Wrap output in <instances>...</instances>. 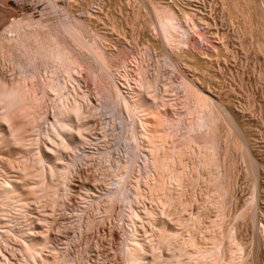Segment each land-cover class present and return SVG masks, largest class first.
Wrapping results in <instances>:
<instances>
[{
	"label": "rangeland",
	"instance_id": "374dc122",
	"mask_svg": "<svg viewBox=\"0 0 264 264\" xmlns=\"http://www.w3.org/2000/svg\"><path fill=\"white\" fill-rule=\"evenodd\" d=\"M154 1L0 0V82L19 76L10 57L24 48L11 51L5 39L18 21L28 33L57 35L77 55L81 76L73 82L83 94L75 131L59 129L55 96L43 119L0 101V264H133V236L143 246L141 264H264V44L257 38L264 39L255 30L264 0H236L237 15L223 0H173L199 9L209 23V32L199 25L184 45L188 57L165 43ZM244 9L258 24L253 35L240 29ZM91 14L106 43L86 26ZM120 68L135 90L158 102L148 131L115 90ZM194 86L222 112L207 137L212 149L197 128L187 137ZM6 181L18 187L8 199Z\"/></svg>",
	"mask_w": 264,
	"mask_h": 264
},
{
	"label": "bare ground",
	"instance_id": "6f19581e",
	"mask_svg": "<svg viewBox=\"0 0 264 264\" xmlns=\"http://www.w3.org/2000/svg\"><path fill=\"white\" fill-rule=\"evenodd\" d=\"M77 1V0H76ZM175 1V0H174ZM173 0H167V1H160V0H155L151 5L154 8L153 11L155 13L156 16V20L158 22V26L160 28V32L161 35L165 41V43H167L169 46H171L173 49L179 50L180 55L182 54L181 52L183 51H187L184 50L185 47L184 45H187V41H190L191 39H193L192 34H200L198 33L195 29L199 28V25L201 24H205V28L207 29V32H209V23L208 21L204 18L202 14V12L195 8V7H189L188 5H179L177 3H175ZM239 1V0H237ZM236 0H223L222 4L223 6L225 5L232 13V15H237V11L239 10V6ZM241 1V0H240ZM95 2V1H94ZM111 2V1H110ZM151 2V1H150ZM248 2V1H247ZM246 2V3H247ZM106 3V2H105ZM104 3V4H105ZM245 3V4H246ZM242 4V3H241ZM112 5V4H111ZM247 5V4H246ZM224 6V8H225ZM243 6H245L243 4ZM242 6V9H243ZM251 6V5H249ZM259 6V5H258ZM262 6V5H261ZM248 7V6H247ZM253 7V6H252ZM257 7V6H256ZM261 8V7H259ZM262 8H264L262 6ZM141 9V7H140ZM255 9V8H253ZM252 9V10H253ZM106 10V9H105ZM247 10V9H246ZM260 13L257 14L259 15V20L255 19L256 21L259 22V28L256 26H258L257 23H255L254 21V26L255 24H257L254 28L253 24H252V19L250 18V9L249 11H242L243 16L241 18L242 21V25L240 27L241 30L244 31H252L251 34H254V29L257 31L258 33L262 34L263 39H264V10L260 9ZM241 11H239L240 13ZM259 12V11H258ZM257 12V13H258ZM101 13V12H100ZM141 13L140 10L139 12L137 11V15ZM236 13V14H235ZM253 13L254 10H253ZM98 14V13H97ZM195 15V17H193V15ZM252 14V12H251ZM154 15V14H153ZM250 15V16H249ZM86 16V15H85ZM143 16V15H142ZM97 17V16H96ZM139 17H141V15H139ZM237 17V16H236ZM235 17V18H236ZM99 18V16H98ZM97 18V19H98ZM230 18V17H229ZM232 18V17H231ZM257 18V17H256ZM96 19V18H95ZM93 17L92 14L90 16H87L85 23L87 24L86 26H88L90 28V30L92 29L93 31H95V34L97 35V37H100L101 42H105L107 40V35L106 34H101L99 30H97V26L95 27V22L96 21ZM100 19V18H99ZM98 19V20H99ZM134 19V18H133ZM14 20V19H13ZM83 20V19H82ZM83 20V21H84ZM137 20V19H136ZM152 20V19H151ZM155 20V22H156ZM233 20V19H231ZM237 20V19H236ZM133 21V20H132ZM147 21V20H146ZM18 22V21H17ZM18 26H15L14 29L12 26L11 32H16L14 36H10L5 38L6 39V43L8 46H10L9 50H22L21 53L17 56V58H15V54L12 55L11 52L9 53V55L11 56V60L18 62L17 64L20 66L19 68V72L16 78L12 79L11 81H4V82H0V87H2V90H0V101L4 102L5 104V109H9V108H13V103L17 106H22V110L27 109L29 112L27 113H32L31 116L34 117V115H38L41 116V119L46 117V111H47V105L46 103L48 102V100L52 97L55 96L56 97V102L58 103V111L61 118V122L59 124V129L62 131H75L76 128L73 126L72 122L74 123L75 118L79 119V114H80V101H79V97H77L78 95L83 96V94L79 93L78 87L74 84L73 80H75L78 76H81L80 74V68L78 65V57L77 55H75L70 49L66 48L65 46L62 45V42L59 41L57 39V35L53 34L50 32H47L45 34V36H41L37 33H35V31H31L28 33L25 26L21 27V25H19L20 23H17ZM138 22V21H137ZM150 22V21H149ZM233 22V21H232ZM80 23V22H79ZM106 23V22H105ZM12 24H15L12 23ZM45 24V23H44ZM25 25V24H24ZM32 25V24H31ZM36 25V24H35ZM41 25V24H40ZM39 25V26H40ZM104 25V24H103ZM113 25V24H112ZM145 25V24H144ZM151 25V23H150ZM20 26V27H19ZM30 26V25H29ZM84 26V25H83ZM133 26V25H132ZM253 26V27H252ZM6 27V26H5ZM74 27V26H73ZM72 27V28H73ZM102 27V26H101ZM100 27V28H101ZM114 27V25L112 26ZM135 27V25H134ZM133 27V28H134ZM8 28V27H6ZM24 28V29H23ZM45 28V27H43ZM49 28V27H48ZM71 28V27H70ZM76 28V27H75ZM84 28V27H83ZM47 29V28H46ZM50 29V28H49ZM66 29V28H65ZM118 29V28H117ZM149 29V28H148ZM253 29V30H252ZM8 29H6L5 31H7ZM13 30V31H12ZM35 30V29H34ZM147 30V29H146ZM37 31V30H36ZM49 31V30H47ZM52 31V30H51ZM78 31V30H76ZM81 31V30H80ZM78 31V33L80 32ZM104 31V30H103ZM109 31V30H108ZM243 31V32H244ZM73 32H75L74 28H73ZM72 32V33H73ZM152 32V31H151ZM246 32V33H249ZM7 33V32H6ZM55 33V32H54ZM70 32V36L73 37V40H75L76 37H74V34H72ZM77 33V32H76ZM77 33V34H78ZM121 33V32H120ZM155 33V32H153ZM257 33V32H256ZM69 34V32H68ZM81 35V33H79ZM193 34V36H194ZM209 34V35H208ZM206 34V37L208 38L209 36H211L210 34H212V32ZM250 34V35H251ZM252 34V35H253ZM44 35V34H43ZM95 35V36H96ZM124 35V34H123ZM258 35V34H257ZM5 36V35H4ZM76 36V35H75ZM79 36V35H78ZM94 36V35H93ZM256 36V35H255ZM261 36V35H259ZM82 37V36H81ZM96 37V38H97ZM146 37V36H145ZM153 37V36H152ZM110 38V37H109ZM149 38V37H148ZM155 38V37H154ZM157 38V37H156ZM224 37L220 36V44L222 47V50H226V46L224 41L222 40ZM262 38V37H261ZM257 38L258 40H260L261 44H264V42L262 43V39ZM3 39V37H2ZM4 39V41H5ZM99 40V39H98ZM147 41L151 42L150 46H156L157 43H159V41H155V39H146ZM157 40V39H156ZM159 40V39H158ZM53 41V42H51ZM84 38H83V42H84ZM88 41V40H87ZM85 41V42H87ZM91 41V40H90ZM162 41V40H161ZM163 41V42H164ZM74 42V41H73ZM77 42V40L75 41V43ZM108 42V41H107ZM138 42V41H137ZM136 42V43H137ZM146 42V41H145ZM157 42V43H156ZM259 42V41H258ZM5 43V44H6ZM92 45L94 43V41L92 40V42H90ZM88 42V46L92 45ZM1 44V43H0ZM54 44V45H53ZM79 44V43H77ZM90 44V45H89ZM142 44V42H141ZM152 44V45H151ZM154 44V45H153ZM81 45V44H80ZM105 45V44H104ZM107 45V44H106ZM113 45V44H112ZM149 45V44H148ZM161 45V44H160ZM6 46V47H8ZM84 46V44H83ZM83 46L81 48H83ZM96 46V45H93ZM100 46V45H99ZM263 46V45H262ZM5 47V46H4ZM20 47V49H19ZM22 47V49H21ZM90 47V48H91ZM184 47V48H183ZM15 48V49H13ZM86 48V47H85ZM93 48V47H92ZM99 48V47H98ZM96 47H94L93 49L95 50V53L98 55V58L101 59V61L106 62V55L104 53L101 52V50L99 51ZM157 48V47H156ZM217 48V47H216ZM4 49V48H3ZM8 49V48H6ZM5 49V50H6ZM89 49V48H88ZM92 49V50H93ZM100 49V48H99ZM90 50V49H89ZM93 50V52H94ZM155 50V49H154ZM182 50V51H181ZM217 50V49H216ZM3 51V50H2ZM19 51V52H20ZM227 51V50H226ZM229 51V50H228ZM6 52V51H5ZM8 52V51H7ZM14 52V51H13ZM16 52V51H15ZM109 52V51H108ZM141 52V51H140ZM94 53V54H95ZM112 53V52H111ZM177 53V52H176ZM228 53V52H227ZM230 53V52H229ZM202 54V53H201ZM217 54V53H216ZM231 54V53H230ZM112 55V54H111ZM187 56V54L185 53L183 56ZM206 55V54H204ZM229 55V54H226ZM225 55V56H226ZM189 56V55H188ZM187 56V57H188ZM195 56V55H194ZM203 56V55H202ZM232 56V55H231ZM230 56V57H231ZM105 57V58H104ZM112 58V57H111ZM184 58V57H183ZM182 58V59H183ZM196 58V57H195ZM202 59V58H201ZM227 59V58H225ZM141 60V59H140ZM196 60V59H195ZM199 60V58H198ZM204 60V59H203ZM193 61V60H192ZM196 62V61H195ZM199 61H197L198 63ZM203 62V61H202ZM189 63V62H188ZM124 64V63H123ZM139 65V64H138ZM198 65H201L198 64ZM142 66V65H141ZM122 67H127V65H123ZM138 67V66H137ZM204 68H206L205 66H203ZM202 67V69H203ZM79 68V69H78ZM116 68V67H115ZM143 68V67H142ZM140 68V70L138 71V73H141L143 71V69ZM122 69V68H120ZM139 69V68H138ZM118 71V80L119 83L115 84V90L116 92H119V90L122 92V96L120 97V101L123 104V106L127 107V108H131V110L133 111L134 114H136L138 116V118L140 119L142 125L145 127V129L148 131L150 130L148 128V114L151 112V110L153 111L155 108H157V100L154 98H146L141 92V90L139 91L138 89H134L131 81H130V76H128L127 71L121 72L119 69H117ZM127 70V69H126ZM142 70V71H141ZM208 70V69H207ZM141 71V72H140ZM137 72V71H136ZM205 72V71H204ZM130 73V72H129ZM137 73V74H138ZM201 73V72H200ZM141 75V74H140ZM84 76V75H83ZM61 77V80H60ZM139 77V76H137ZM142 78V77H140ZM209 78V76H208ZM139 79V78H138ZM201 79V78H200ZM7 80V79H6ZM137 80V79H136ZM141 80V79H140ZM202 80V79H201ZM141 82V81H140ZM202 82V81H201ZM206 82V81H205ZM204 83V82H203ZM9 85V86H8ZM12 85V86H10ZM187 85V84H186ZM7 86V89H6ZM135 86V85H134ZM190 86V85H189ZM188 86V87H189ZM9 87H11L10 89H8ZM141 87V86H140ZM195 87V86H194ZM192 89V91L190 92L192 94V96L189 95V98L192 97V103H194V106L190 105L191 103L189 102V105L191 106L192 109H190V107L188 106L189 112L193 113V118L190 119V122L187 123V137L188 140H193L192 137V133L191 131L195 130L196 128L198 130L203 131V133H205V138L207 137H212L210 136V128L213 127V125L215 127H217V121L220 118V116L222 115V112H220V110H216L214 111V107H213V102L214 100L212 98H210L209 96H207L205 93H202L199 89L197 90V86L195 87L196 89ZM80 89H82L83 93H85L84 89L82 88V85L79 87ZM139 88V87H138ZM173 88V87H172ZM187 88V87H186ZM192 88V87H189ZM143 89V87H142ZM138 90V91H137ZM191 90V89H190ZM189 91V90H187ZM151 94V93H150ZM149 96V95H148ZM153 97V96H152ZM49 98V99H48ZM53 99V97H52ZM51 100V99H50ZM161 101V100H159ZM223 103V102H222ZM225 103V102H224ZM2 104V103H1ZM161 104V103H160ZM159 104V105H160ZM187 104V103H186ZM215 105V104H214ZM2 107V108H4ZM105 107V106H104ZM21 108V107H18ZM106 108V107H105ZM159 108V107H158ZM231 108V107H229ZM228 108V109H229ZM50 109V108H49ZM108 109V108H107ZM194 109V110H193ZM110 110V109H109ZM8 111V110H6ZM20 111V110H19ZM157 111V110H156ZM107 114L111 115L113 113V111L111 110L110 112L108 111H104ZM227 112V111H226ZM25 113V114H27ZM231 114L232 111H231ZM6 115V114H5ZM106 115V114H105ZM187 115V114H186ZM30 116V114H29ZM112 117L114 115H111ZM136 116V117H137ZM106 117V116H105ZM5 119V117H3ZM7 118V115H6ZM36 118V116H35ZM40 118V117H39ZM222 118V117H221ZM2 119V118H1ZM3 119V120H4ZM34 119V118H33ZM38 119V118H37ZM224 119V117H223ZM2 120V121H3ZM28 120V119H27ZM117 120V119H115ZM203 120V122H207V123H203L201 122ZM30 121V119H29ZM28 121V122H29ZM118 122V121H117ZM173 122V121H172ZM228 122V121H227ZM125 123V121H124ZM219 123V122H218ZM3 124V122L1 123ZM226 124V123H225ZM228 124V123H227ZM5 125V123H4ZM219 125V124H218ZM3 126V125H2ZM206 127V129L204 130V128ZM33 127V126H32ZM123 127V126H122ZM230 127V126H229ZM228 127V128H229ZM214 128V127H213ZM34 129V128H33ZM31 130V129H30ZM153 131V130H152ZM205 131V132H204ZM218 132V131H217ZM70 137L73 138V134L69 133ZM49 136V133H48ZM231 136V135H230ZM186 137V138H187ZM52 138V137H51ZM117 138V137H116ZM123 138V137H122ZM192 138V139H191ZM231 138V137H230ZM237 139H235L234 142V148H236V144H238V136L235 137ZM233 139V138H232ZM119 140V139H117ZM163 140V139H162ZM215 140V138H214ZM51 141H53V138L51 139ZM120 141V140H119ZM164 141V140H163ZM213 141V140H212ZM192 142V141H189ZM215 142V141H214ZM203 143V142H202ZM206 149H212V147H214V145H212L211 141L207 138L204 142ZM216 143V142H215ZM59 144V143H58ZM201 146V145H200ZM238 146V145H237ZM67 147V146H65ZM115 147V146H114ZM226 147V146H225ZM80 148V147H78ZM129 149V148H128ZM132 149V148H131ZM226 149V148H225ZM74 150V149H73ZM205 151V150H204ZM220 152V151H219ZM226 152V151H225ZM74 155L77 157L78 156V149L74 150ZM73 155V156H74ZM218 155V154H217ZM105 156V155H104ZM224 158V157H223ZM39 160V159H38ZM40 160L43 161V158H40ZM49 165L52 167V164L49 163ZM234 166V162L231 161L230 164V170H234L233 168ZM54 170H52L53 172ZM118 182H120V180H117ZM231 181H229V184L231 185ZM7 185L6 188H3V195L4 198L8 199L11 197L12 191L16 190V186H13L10 184V181H6ZM117 183V182H116ZM233 184V182H232ZM110 185V184H109ZM222 185V184H221ZM9 186L13 189H10ZM111 186V185H110ZM224 186V185H223ZM228 186V184H227ZM8 187V188H7ZM226 187V186H225ZM229 187V186H228ZM228 187H226L227 189H229ZM111 188V187H110ZM121 188L120 190V195L123 199L126 193L125 190H123L122 188L124 187H119ZM233 189V188H232ZM230 190V189H229ZM114 191V190H113ZM231 191V190H230ZM233 228V227H232ZM136 230V229H135ZM134 232V231H133ZM132 232V235H133ZM135 235V234H134ZM130 236V235H129ZM175 236V235H174ZM137 237L131 238L132 239V243L134 250L136 249L137 252H135L137 255L134 256H138L136 259V262L140 263L139 260L142 261V259L144 258L143 254L141 253L143 251V246L141 245V243L136 240ZM231 238H233L231 236ZM185 239V238H184ZM183 239V240H184ZM192 242V241H191ZM190 242V243H191ZM193 244V243H191ZM215 244V243H214ZM208 245V244H206ZM202 248V247H201ZM133 249V248H132ZM131 249V250H132ZM212 249V248H211ZM133 250V251H134ZM135 250V251H136ZM232 250V249H231ZM132 251V252H133ZM207 251V250H206ZM201 252V250H200ZM211 252V251H210ZM144 253V252H143ZM191 253V252H190ZM197 253V252H196ZM202 253V252H201ZM204 253V252H203ZM216 253V252H215ZM131 254V252H130ZM133 254V253H132ZM141 254V255H140ZM195 255V254H194ZM197 256V255H196ZM132 258V257H131ZM190 258V257H189ZM135 262V260H134ZM133 262V264H134ZM135 264H138L136 263ZM182 262V260H181ZM141 264V263H140Z\"/></svg>",
	"mask_w": 264,
	"mask_h": 264
}]
</instances>
